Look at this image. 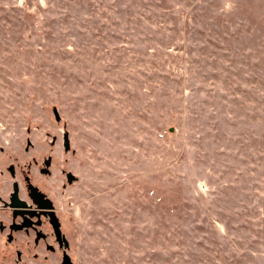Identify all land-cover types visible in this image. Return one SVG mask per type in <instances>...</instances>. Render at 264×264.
<instances>
[{
    "label": "rangeland",
    "instance_id": "obj_1",
    "mask_svg": "<svg viewBox=\"0 0 264 264\" xmlns=\"http://www.w3.org/2000/svg\"><path fill=\"white\" fill-rule=\"evenodd\" d=\"M14 183L68 248L8 241ZM1 223L0 264H264V0H0Z\"/></svg>",
    "mask_w": 264,
    "mask_h": 264
},
{
    "label": "flooded vegetation",
    "instance_id": "obj_2",
    "mask_svg": "<svg viewBox=\"0 0 264 264\" xmlns=\"http://www.w3.org/2000/svg\"><path fill=\"white\" fill-rule=\"evenodd\" d=\"M9 171L13 177L16 176V170L13 165L10 166ZM70 173L72 172H67L65 175L68 185H72L77 181V177L73 173L72 182L69 181ZM15 185H17L18 189L16 196H14ZM62 187H64L66 190L67 185L63 183ZM18 194L19 184L14 183V192L10 194L9 201L6 202L7 206L15 209L14 221L12 222V224L8 225V228H10L11 230V232L8 234V241L10 235H12L14 239V231H24L28 235L31 234L35 236L34 244L37 247L40 245H44L48 250L53 252L56 250L55 245L58 247V249L68 248L70 244L66 235L63 233L62 227L64 220L60 216L57 204L48 199L44 192H42L41 190H36V188H33L32 186L29 188L28 200L19 198L20 196H18ZM54 220H56L60 225L61 233L63 235L60 238L56 234ZM22 224H25L22 229H13L14 226ZM6 229L7 226L1 223V232H4ZM18 256L20 259V252H18Z\"/></svg>",
    "mask_w": 264,
    "mask_h": 264
},
{
    "label": "water",
    "instance_id": "obj_3",
    "mask_svg": "<svg viewBox=\"0 0 264 264\" xmlns=\"http://www.w3.org/2000/svg\"><path fill=\"white\" fill-rule=\"evenodd\" d=\"M54 113H55L56 119L60 120L61 117H60L59 111H58V109L56 107L54 108ZM64 145H65L66 150H70L71 149V143H70V138H69V134L68 133H65V135H64ZM50 164H51V162L49 160H47L46 161V165L50 166ZM69 176H70L69 181L72 182L73 174L70 173ZM17 192H18L17 185H15L14 196H16ZM24 226H25V224L17 225V226H14L13 229H22ZM54 226H55V230H56L57 236L59 238L62 237L63 235L61 233L60 225H59V223L56 220H54ZM12 239H13V236L10 235L9 236V241H12ZM63 264H73V262L69 259L68 256H65Z\"/></svg>",
    "mask_w": 264,
    "mask_h": 264
}]
</instances>
